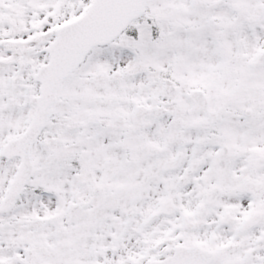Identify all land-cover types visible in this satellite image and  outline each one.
I'll use <instances>...</instances> for the list:
<instances>
[{
    "label": "snow or ice",
    "instance_id": "1",
    "mask_svg": "<svg viewBox=\"0 0 264 264\" xmlns=\"http://www.w3.org/2000/svg\"><path fill=\"white\" fill-rule=\"evenodd\" d=\"M0 264H264V0H0Z\"/></svg>",
    "mask_w": 264,
    "mask_h": 264
}]
</instances>
